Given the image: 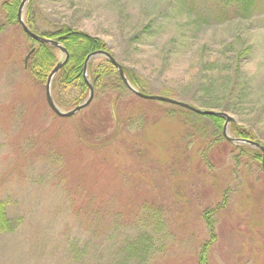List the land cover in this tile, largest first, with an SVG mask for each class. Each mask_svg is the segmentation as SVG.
<instances>
[{
    "label": "rangeland",
    "instance_id": "rangeland-1",
    "mask_svg": "<svg viewBox=\"0 0 264 264\" xmlns=\"http://www.w3.org/2000/svg\"><path fill=\"white\" fill-rule=\"evenodd\" d=\"M211 3L33 0V10L39 33L66 24L103 40L121 65L146 80V94L168 90L174 94L168 98L187 103L201 63L239 65L253 85V102L236 113L199 109L227 113L264 148V0L247 19L189 26L188 9L196 14V6L209 10ZM152 19L155 32L131 42ZM31 44L20 25L0 34V202L12 227L0 232V264H123L125 242L138 232L156 239L144 264H264V171L251 153L230 152L243 143L229 142L222 131L214 141L219 133L201 115L127 93L116 101L107 87L94 89L90 104L68 120L55 119L45 85L27 76ZM245 48L248 54L235 61L233 51ZM76 95L69 90L62 99ZM111 104L118 121L93 141L106 151L81 143L78 129L100 131L93 125ZM173 110L179 116H169ZM226 132L235 137L229 125ZM222 200L201 262L200 247L210 241L202 211ZM144 205L162 213L168 230L154 234L148 221L128 227L144 219Z\"/></svg>",
    "mask_w": 264,
    "mask_h": 264
},
{
    "label": "trees",
    "instance_id": "trees-1",
    "mask_svg": "<svg viewBox=\"0 0 264 264\" xmlns=\"http://www.w3.org/2000/svg\"><path fill=\"white\" fill-rule=\"evenodd\" d=\"M21 1L22 0H0V15L2 16V21L0 22V34L3 32L6 26L19 25L17 21V11ZM258 1L260 0H212L209 10H200L199 6L194 4L197 7V13L194 14V12L190 11L191 9H188L186 13V15L190 17L188 25L198 27L201 23H204L207 20L210 21V18H213L219 23L232 18L247 19L248 17L252 16V10H254L255 6L258 4ZM188 3L193 4L190 2ZM23 20L31 31L45 38H51L58 41L60 45L66 49L68 58L62 68L54 75L52 79L51 95L54 102L59 107L61 106L67 109L76 107L78 104L83 102L88 95V85L85 82L83 70L86 57L90 53L101 50L109 52L114 59L115 56L103 40L95 36H91L86 32L76 30L66 24H61L58 27L52 28L50 31L39 33L37 31L34 17L33 0H29L25 5ZM157 21V19H152L148 24H145L137 33L134 34V36L131 38V42L138 41L141 37H148L153 32H155V28L158 24ZM28 39H30L32 42L28 48V53L32 48L34 51L28 57L26 63L25 69L27 71V76L34 83L45 85L50 70L58 62V51L55 47L49 44L37 43L30 37H28ZM246 53L248 54L247 48L244 50L236 49L233 51V59L240 62V59L244 58ZM116 61L118 62V60ZM217 64L209 67L207 63H201V69L198 71L197 77L194 81V84L192 85L194 86V89L188 98L189 101L187 99L184 100L188 101V104L198 108L213 110L218 109L232 113L245 110L246 106L253 102V95L255 94L253 91V85L250 82V78H246L242 75L241 70L239 71L238 69L239 65H231L230 63H227L225 66L222 62L221 65ZM122 68L128 82L138 91L147 93L145 90L147 89L148 85L146 80H144L139 74L134 73L123 65ZM86 77L90 81L93 90L95 89V91H103L104 88L107 87V90L105 91L113 93L115 95L114 100L116 101L120 100L121 94H133L118 77L116 69L112 63L105 57L92 58L88 61ZM69 90H76L77 95L71 97L68 102H64L62 95ZM159 93H161L162 96L164 95L167 97H174V94L168 90H162ZM132 98L135 100H144L138 98L134 94L132 95ZM141 102L155 103L152 100ZM115 106V104H111L104 115L96 118V122L93 126L96 128L101 126L102 129L100 131L96 130L97 132H95V130H91L92 128L83 126L81 129H78L77 137H81V139H79L81 143L86 144V146H89L94 150H105L107 145H105L104 142L101 141L100 143H95L93 141L105 138L102 136H105L108 125L112 122L118 121ZM175 108L182 110L183 112H189L188 110L178 106H175ZM173 112L174 113H168V115L173 117L179 116L180 114L176 110H173ZM51 115L55 119H60L63 121L68 120V118L58 117L54 113ZM194 115L196 116L197 114ZM203 117L211 121L219 133L218 137H216L214 141H219L222 139V135L220 133L224 124V118L217 116ZM229 130L232 131L234 136L237 138L255 141V137L251 132H249V130L238 127L234 121L230 123ZM90 134L96 135L97 137L92 139L89 137ZM236 150L240 151V153H238L239 155L249 152L255 160L261 161L260 152L248 145L244 144L236 147L232 145L230 152L233 154ZM224 204L225 200H222V202L215 208H205L202 211L201 216L204 220L205 227L210 234V241L203 243L200 247L198 259L201 262L205 259L207 248L211 243L214 242L215 239L214 215L219 210V208H223L225 206ZM142 209L146 210L144 219L142 220L138 218V221L134 219L128 225V227H132V225L141 223V226H137V228H142L143 221H148L149 227H152L154 230V234H158L157 230L159 227H162V231L168 230V226L160 211H156V209H153L152 206L146 208V205H144ZM122 227L123 225L115 227V231L119 232L121 229H123ZM11 228V221L8 219L6 214V206L4 203L0 202V232H8L11 230ZM169 234L167 233L166 237H169ZM137 235V238L131 240L127 239L125 242V259L123 264H127L128 258H133L134 260L137 259V261L140 259L141 264H144L147 260L146 257L148 253L152 252V249L156 248L157 246L156 241H154L156 240L155 237L149 235V233L144 234L143 232H138Z\"/></svg>",
    "mask_w": 264,
    "mask_h": 264
},
{
    "label": "water",
    "instance_id": "water-1",
    "mask_svg": "<svg viewBox=\"0 0 264 264\" xmlns=\"http://www.w3.org/2000/svg\"><path fill=\"white\" fill-rule=\"evenodd\" d=\"M28 1L29 0H22L20 5H19L18 11H17V21H18L20 27L22 28L23 32L26 35H28L31 39H33L34 41H36L38 43L49 44V45L55 47L58 51H60L63 54V59L58 61L54 65V67L50 70V72L48 74V77L46 79V83H45V100H46V103H47L48 107L50 108V110L54 114H56L59 117H63V118L71 117L75 113H77L78 111H80L81 109L87 107L90 104V102H91V100L93 98V87H92L91 83L89 82V80L86 77L87 64H88V61L91 58L102 56V57L107 58L112 63V65L116 69L118 77L121 79V81L124 83V85L128 88V90L131 93H133L134 95H136L137 97L142 98L144 100L160 101V102H163V103L175 105V106L184 108V109H186V110H188L190 112H193V113H196V114H199V115H203V116H217V117L224 118V124H223V127H222V134H223L224 138L226 140H228L229 142L245 143V144H248V145L258 149L261 152L262 166H263V171H264V148L260 144H258L256 142H253L252 140H244V139H240V138L229 137L227 135L226 130L228 129L229 123L232 122V117H230L227 113L218 112V111L216 112V111H212V110H203V109L196 108V107H194V106H192V105H190V104H188L186 102L178 101V100H175V99H172V98H168L166 96L154 95V94H146V93L138 91L134 86H132L128 82V80H127V78H126V76L124 74L122 66L107 51H102V50L101 51H95L93 53H90L85 59L84 69L83 70H84V79H85V82L88 85V96H87V98L82 103H80L79 105H77L76 107H74V108H72V109H70L68 111L61 110L56 105V103L54 102V100L52 98V95H51V82H52V79H53L54 75L65 64V62H66V60L68 58V53H67L66 49L64 47H62L58 41H56L54 39H51V38H45V37H43V36H41V35H39L37 33H34L33 31H31L27 27V25L24 23V20H23V10H24V7H25V5H26V3ZM33 51H34V49H31L29 51V53L27 54V56L25 57V59H24V65L25 66H26L28 57L30 56V54Z\"/></svg>",
    "mask_w": 264,
    "mask_h": 264
}]
</instances>
